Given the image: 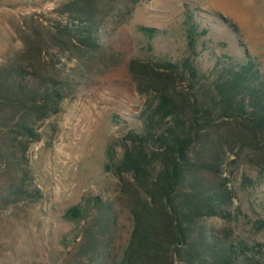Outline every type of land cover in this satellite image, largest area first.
Instances as JSON below:
<instances>
[{
    "label": "trees",
    "instance_id": "16d2710c",
    "mask_svg": "<svg viewBox=\"0 0 264 264\" xmlns=\"http://www.w3.org/2000/svg\"><path fill=\"white\" fill-rule=\"evenodd\" d=\"M112 3L71 0L59 10L65 18L47 28L48 41H41L45 48L34 37L28 50L0 64L1 210L43 197L33 181L30 146L42 138L40 124L59 113L84 76L58 73L44 52L56 49L55 55L76 59L84 70L96 55L122 60L121 52L103 42V27L106 16L122 18L132 7ZM185 21L188 55L128 63L139 92L147 96L143 131L126 135L121 156L113 144L107 146L105 169L121 179L118 205L93 195L67 209L65 219L84 222L76 253L69 252L70 264H264L262 242L232 239L229 232L221 236L208 224L210 218L232 216L235 191L222 178L225 156L252 147L264 172V69L244 49L241 58L216 57L209 72L201 71L198 43L211 29L189 12ZM138 29L149 38L159 31L144 25ZM244 179L253 182L250 176ZM119 207L132 220L121 247ZM255 225L264 230V218Z\"/></svg>",
    "mask_w": 264,
    "mask_h": 264
},
{
    "label": "rangeland",
    "instance_id": "374dc122",
    "mask_svg": "<svg viewBox=\"0 0 264 264\" xmlns=\"http://www.w3.org/2000/svg\"><path fill=\"white\" fill-rule=\"evenodd\" d=\"M70 1L0 0V64L28 50L34 37L45 48L41 41H48L47 28L65 18L59 10ZM111 1L114 7L124 3L132 7V12L122 18L106 16L103 27V42L121 52L122 60L106 61L96 55L84 70L76 66V59H69L62 52L55 55L56 49L44 52L51 56L58 73L84 76L76 90L61 102L59 113L40 124L42 138L30 146L33 181L43 197L0 209V264H70L84 222L65 219L67 209L93 195L118 205L121 179L105 169L107 146L113 144L121 156L126 135L143 131L142 111L147 100L139 92L128 63L132 58L155 62L188 55L187 12L211 29L198 43L196 63L201 71L209 72L216 57L241 58L244 49L264 69V0H140L134 4L131 0ZM223 18L234 24L238 32ZM140 25L159 31L149 38L139 31ZM35 30L40 34L35 35ZM262 169L252 147L240 155L224 157L222 178H227L235 191L232 216L229 220L208 219L221 236L229 232L232 239L243 237L264 244V230L255 225L256 220L264 218ZM244 175L253 179L252 184L244 183ZM3 182L0 169V185ZM119 210L117 245L121 247L130 234L132 220L126 208ZM262 253L264 256V245Z\"/></svg>",
    "mask_w": 264,
    "mask_h": 264
}]
</instances>
